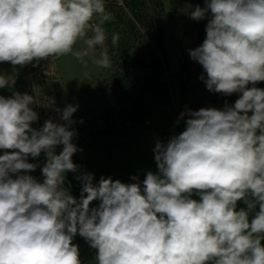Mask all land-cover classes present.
Masks as SVG:
<instances>
[{
	"label": "clouds",
	"instance_id": "obj_1",
	"mask_svg": "<svg viewBox=\"0 0 264 264\" xmlns=\"http://www.w3.org/2000/svg\"><path fill=\"white\" fill-rule=\"evenodd\" d=\"M205 4L190 12L209 18L205 40L189 55L208 90L242 95L222 109L182 112L185 130L155 144L158 171L142 181L94 183L81 173V195L73 197L64 185L65 173L79 168L70 130L76 107L62 110L67 123L35 129L33 96H0V264H81L77 234L97 250L96 264H264V89L247 87L264 81V0ZM110 19L105 0H0V62L80 60L99 48L94 63L109 68ZM119 38L112 35L113 47ZM78 41L85 48L74 51ZM14 82L0 75V88ZM41 153L42 182L28 174L37 167L29 157ZM240 200L247 210H236Z\"/></svg>",
	"mask_w": 264,
	"mask_h": 264
},
{
	"label": "rangeland",
	"instance_id": "obj_2",
	"mask_svg": "<svg viewBox=\"0 0 264 264\" xmlns=\"http://www.w3.org/2000/svg\"><path fill=\"white\" fill-rule=\"evenodd\" d=\"M105 0L111 19L103 27L108 35L107 46L111 67L94 63L95 54L80 60L72 54L40 59L20 66L0 62V75L14 77V83L0 88V96L12 98L15 93L33 96L37 103L31 107L38 113L32 127L40 129L45 121L65 124L61 112L67 106L76 107L72 125L76 135L73 143L78 151L72 160L77 172L65 173V187L79 199L82 184L77 177L92 173L94 183L100 177H111L132 183L131 177L142 181L148 171L157 172L154 147L166 143L185 130L187 116L182 112L214 107L222 109L234 105L242 95L217 93L206 98V73L202 65L189 55L190 49L200 46L206 38L208 18L193 20L190 12L205 7V0H180L181 10L170 14V0ZM162 13V15H158ZM154 18V23L150 22ZM119 33L116 47L111 44L113 34ZM91 32H89V36ZM85 45L78 41L75 50ZM205 79L201 80L200 77ZM258 82L247 87H257ZM211 94V93H210ZM63 146L55 148L56 154ZM30 158L37 164L28 173L42 182V168L46 154ZM193 199L199 196L193 194ZM98 201L92 207L98 206ZM247 210L243 200L237 209ZM258 206L249 215L250 219ZM73 244L78 246L81 264H96L97 250L77 234ZM264 244V241H262Z\"/></svg>",
	"mask_w": 264,
	"mask_h": 264
},
{
	"label": "trees",
	"instance_id": "obj_3",
	"mask_svg": "<svg viewBox=\"0 0 264 264\" xmlns=\"http://www.w3.org/2000/svg\"><path fill=\"white\" fill-rule=\"evenodd\" d=\"M170 4H171V10H170V14H177L180 12L181 10V6H180V0H170ZM161 8V11H162V5L160 3V1L158 0L157 3H155V8ZM158 15H162V13H158ZM154 18L152 17L150 19V22L153 24L154 23ZM258 88H261V89H264V81H261V82H258V85H257ZM208 93L205 95L206 98H208L209 96L212 95V92L211 91H207ZM211 93V94H210ZM63 146V145H62ZM3 151L4 150H0V154H3ZM28 162H30V158L28 160ZM31 163V162H30Z\"/></svg>",
	"mask_w": 264,
	"mask_h": 264
}]
</instances>
